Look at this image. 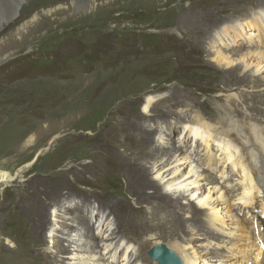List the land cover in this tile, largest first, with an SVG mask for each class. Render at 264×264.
<instances>
[{"label": "rangeland", "instance_id": "rangeland-1", "mask_svg": "<svg viewBox=\"0 0 264 264\" xmlns=\"http://www.w3.org/2000/svg\"><path fill=\"white\" fill-rule=\"evenodd\" d=\"M44 1H47L46 5L40 6L42 0H21V7L32 8L24 14H19L9 25L2 22L0 26V171L12 176L20 173L14 182L0 184V264H69L67 260L60 262L66 255L63 251L57 253L59 247L52 243V236L56 234L61 238L66 237L60 230L63 222H71L72 219L78 220L77 226L70 229L77 231L71 232L72 240L80 238L77 244L90 252L93 242L86 237L81 238V234L93 233L94 243L102 246L97 248L92 261L88 260L90 254H84V264H103L102 257L107 259L105 264H115L117 261L125 264L129 255L121 258L114 250L111 255L105 254L108 249L103 248L110 246V250L117 243L128 242V239L137 240V253L143 252L145 247L151 249L156 239L167 241L169 244L186 245L185 251H197L200 257L205 256L201 250L225 252L221 247L223 244H220L222 240L226 239V242L233 244L242 237L231 234L229 229L244 233L246 228V231L250 228L244 223L245 228L240 229L239 222L242 220L236 218L237 214L231 204L228 208H231L230 213L233 214L234 221H226L230 222L228 229H221L216 223H208L205 212L200 211V214L196 211V198L204 192L205 187L211 188L218 184L219 190L226 181L224 179L219 182L216 178L218 173L214 177L211 176L213 181L200 185V191L188 197L189 203L192 204L189 209L199 213H196L200 217L196 221L197 224L190 220L184 208L185 211L181 212L183 217L174 225L173 219L178 216L173 204L165 208L158 199L169 194L175 200L178 194L174 190L183 188V184L187 185L188 181L182 182L186 178L176 182L182 184L171 189L162 186L167 180L165 179L155 187L154 197L141 198L143 194L148 193V190L145 191L147 179L159 180L154 176H148L147 179L143 176V168H148L147 162H151L147 159L149 152L167 150L168 153L172 146L173 158L180 153L176 152L177 150L185 148L181 153L186 154L188 165L192 168L191 154L186 147L200 142L195 138H186L182 130L184 125L180 123L182 127H179L177 116L160 118L156 122L149 115L153 112L149 107L158 106L163 112L177 110L176 113L180 116L184 113L220 123L229 119V112L233 121L244 120L245 117H263V112L262 116H259V108L264 100V81L263 86L257 90L244 84L237 85L235 79L240 72L234 74L230 69L244 64L237 51H233L242 48L237 43L243 44V39L248 33H241L238 29L235 36H231L234 34L231 33V26L244 25L254 16L264 18V15L260 14L264 12V0H250L247 7L241 11L240 3L226 0L225 9L238 10L232 14L243 15L248 7L256 10L245 12L246 19L243 22L233 16L234 21L227 18L224 23H221L218 16L219 5L216 3L220 0H207V4H212L214 9L205 6L206 2L201 0ZM49 8L57 11L48 16L44 15L43 11H48ZM35 14L37 17L32 22L30 18ZM41 18L49 19L48 25L42 26L40 31L30 30ZM29 22L30 26H24ZM23 26L25 30L20 33L23 35L22 40L4 48L9 29H19ZM226 26L229 27L231 38L216 44L214 48L218 30ZM257 35L258 32L253 29L249 36L252 42L246 39L248 44L251 43L247 49H264L261 45L263 42L257 41ZM193 41L197 46L190 49V43ZM217 49L228 55L230 60H234L231 68L226 69L223 65L217 66L211 62L214 60L213 50ZM252 68L253 65H249L246 70ZM260 74L261 72L254 76L259 77ZM128 75L129 79L125 82L124 78ZM110 87L117 91L110 93ZM169 102L178 104L171 108L168 106ZM97 105L98 111L81 125V119L76 112ZM146 106L148 107L145 111ZM212 107L215 111L213 113L210 112ZM207 113L208 117H204ZM141 114L144 115L146 123L156 124L149 127L151 148L142 147L146 142V138L142 140L143 129L139 126L137 132L133 124ZM133 125L135 133H131ZM158 125L165 127L169 135L164 134L163 128ZM109 134L114 140L108 139ZM182 140L186 143L180 147L178 141ZM215 140H210L209 146H213L217 141ZM136 142L139 145H136ZM194 151L195 154L200 152L196 149ZM205 154L208 164L212 154L209 150ZM33 159V164H29ZM166 159L167 157L163 158L161 162ZM227 162L224 161L223 164ZM188 170V167L184 171L181 168L180 172L186 173ZM192 170L197 171L195 176L205 172L200 167ZM235 175L232 174L233 180ZM81 178L89 181H79ZM71 188L79 189L73 194ZM192 190L190 187L184 196L189 195ZM71 195V198L83 197V204L98 208L100 218L97 215L92 218L100 229L94 232L93 222L84 216L81 203L69 204L74 207L70 208L72 213H61L60 218L55 221V213L66 204L65 201L71 199ZM210 196L211 199L216 197L213 194ZM223 207L225 208V205L220 207L221 211ZM64 208L69 206L65 205ZM124 213L129 215L124 218ZM141 216L144 217L143 220ZM41 217L45 223L40 230L42 233L34 235L29 222ZM138 219L141 224L147 222L152 226L142 227L137 223ZM103 223L105 228L101 229ZM155 226H159L161 230H156ZM144 228L154 230L135 234L134 230L143 231ZM109 229L117 235V239L112 240L111 244L110 241H103L109 240ZM212 240L216 241L215 244ZM70 244L71 241L66 243V250ZM165 244L159 245L166 247ZM243 252V256H235L234 264H250L248 259L251 260L253 255L251 256L249 251ZM137 253L132 257L130 255V264H139Z\"/></svg>", "mask_w": 264, "mask_h": 264}, {"label": "bare ground", "instance_id": "bare-ground-1", "mask_svg": "<svg viewBox=\"0 0 264 264\" xmlns=\"http://www.w3.org/2000/svg\"><path fill=\"white\" fill-rule=\"evenodd\" d=\"M42 1H43L41 3L42 5H40V6H45L46 5L45 2H47V1H44V0H42ZM50 2H53V1L51 0ZM30 8H32V7H30V6L21 7V0H0V26H1L2 22L5 23L6 25H9L15 18L18 17L19 14L26 13L27 11H29ZM58 8H60V7H58ZM56 11H57L56 9H54V10L50 9L48 11H43V12L45 13L44 15L48 16L49 14H52L53 12H56ZM259 11H261V10H259ZM260 14L264 15V12L262 11ZM36 17H37V14H35L32 18H30L31 21L32 22L35 21ZM44 19L41 18L40 21H37L38 23L35 22L36 24L34 23L32 25L33 27L30 30L35 32V31H38L39 29H41L42 26H45L46 24L48 25V23L50 21H47V20H49V19H47V20H44ZM55 23H57V22H55ZM50 24H53V23H50ZM26 25L30 26V22L26 23L24 26H26ZM24 26L19 28V29H13V30L9 29V32L6 34V44H5L4 48L10 47V44H12L15 41H17V42L19 41L20 42V40H22L23 35H20V33H23V31L25 30ZM231 28H232L231 33H234V34L237 33L238 29L241 31V33H242V31H248V33H246V35H245V38L243 39L245 42L243 44L242 43H237V45L238 46H242V48L239 47V48H237V50L233 51V52L237 51L236 53L240 57L239 59H241L242 63H244L242 66H234L233 69H230L234 74L236 72H240L237 75V77H236L237 79H235V82L237 83V85L238 84L239 85H243L244 84L245 86H248L250 89H256L257 90L259 87L263 86L262 81H264V80H262L264 78V71L262 72V69L264 68V49H261V48L257 47L254 50H249L247 48H248L249 44H251L250 42H252V38H250L249 36L251 35V31L253 29H255L258 32V35L256 36L257 41L261 40L263 42V44H261V45L264 47V18L261 17V16H259V17L258 16H254V17H252L250 19L249 22L245 23L244 25L240 24L238 26L237 25L236 26H231ZM51 30H53V29H51ZM228 31H230L228 26L220 28L218 30L217 37H219V39L217 38V41H216L217 43L215 42L213 44L215 46L214 48H216V44L222 43V42L224 43V41L226 39H230L231 38L230 32H228ZM50 35L53 36L52 34H50ZM246 39L250 40L249 44H248V41ZM12 47H13V45H12ZM17 47L18 46H16V48ZM11 49H13V48H11ZM213 56H214V60H211V62L215 63V65H217V66L223 65L224 67H226V69L231 68L232 63H233L232 61H234V60H230V57H228V55L222 53L221 50H219V51H218V49H217V51L213 50ZM249 65H253V68L251 70H246V68ZM259 72H261L260 76L259 77H255L254 75L256 73H259ZM128 79H129V75L126 78H124V81L126 82V81H128ZM114 85H115V83H114ZM108 89L110 90L109 91L110 93H112L114 91H117L113 87H110ZM122 92H123V90H122ZM215 100H220V99H215ZM124 102H127V101H124ZM177 104H178V102H175V103H170L169 102L168 106L173 108V106L174 105L176 106ZM261 105H262V107H264V100L262 101ZM95 106H93V107H91V108H89V109H87L85 111L76 112L78 118L81 119V125H83L86 122L87 119H89L92 116H94V114L98 111V110L96 111V109H99V106L98 105H97V107H95ZM148 106L144 107L145 111H146ZM262 107L259 108L261 110V111L259 110L261 112V114H259V116H262V112H263V117H259V118L245 117V119L243 118L244 120L233 121L234 119L233 120L230 119L231 118V116H230L231 112H229V114H227L229 119H225L223 123L222 122L221 123L220 122H216L215 120H211L209 118H205L204 119L203 117H198V116H194V115L193 116L192 115L188 116L187 114L185 115L184 113H182L181 116H180V115H178L176 113L177 110H174V111L170 110V111L163 112L161 110V108L158 107V106L149 107V109L150 108L153 109V110H150L151 112L152 111L153 112H152V114H149V115H150V117H153L156 120V122L160 118L163 119L165 117H170L171 115L177 116L179 123H182L184 125L182 130L184 132V135H186L187 139L191 140V138H193V139L195 138L197 140H200V142L203 144L204 148L209 146V143H211L210 140H215L216 139L217 140V141L215 140L216 142H220L222 144V148H221L222 155H224V157H226V159H227L225 161H228V162L231 163V160H234V158L236 157V154L238 152L243 157H247L249 159V162L253 163L254 167H258V165H261V164L264 165V136H263V130H264V109ZM184 109H182V110H184ZM107 110H108V108H107ZM184 112H187V111H184ZM147 113H150V112H147ZM130 115H131V113H130ZM143 116H142V114L139 115V118L133 124L136 126V131L137 132L139 131V129H138L139 126H141L142 129H143V130L141 129L144 132V135H143L144 137H142V140H144L146 138L145 140H146L147 143L146 142H145V144L141 143L142 147L145 146L147 148H151V146H152V143H150V139H152V138H150V134H151L150 129L151 128H146V127H144L142 125V120H144ZM189 118H191V121H190ZM190 124H191V126H190ZM134 125H133V128H131L132 129L131 133H135L136 132ZM198 126H200L201 129H199ZM109 135L110 136L108 137V139L109 140H114L112 138V135L111 134H109ZM32 139L30 138V140H32ZM230 141L235 143L239 147V149H237L235 147V145L231 144ZM30 142H32V141H30ZM136 145H139V144L136 142ZM171 145H173V144H171ZM169 150H170V152H168V153H166L167 150H166V152H163L162 150H153L152 152L148 153L147 159L149 161H151V162H147V164L149 165L148 168H143V176L146 179H147L148 176H151V177L154 176V178L159 179V180L156 181V180L153 179V180L150 181V180L147 179V181H146L147 182L146 183L147 184V188L145 189V191L148 190V193L147 194L146 193L143 194L141 196V198L142 199L143 198L147 199V198H150V197H154L155 196L154 193H156L155 187L159 186L160 183L163 182L165 179H167V180L162 186L165 189L168 188V187H169V189H171L172 187H175V186H178V185L182 184L181 182L176 184V182H179L180 180L182 181V179L186 178L182 182H187L188 181L187 182L188 184L187 183H186L187 185L183 184L182 185L183 188L174 190L178 194V197H176L175 200L169 194L166 197H164V198H161V197L158 198L160 203H161V205H163L165 208L169 204H173L172 206H173V208L176 211V214L178 216L177 218L173 219V220H175L173 224L177 225L178 221L183 217L181 215V212L185 211L184 208H186V212L189 214L188 217L190 216L189 218H190L191 221L192 220L195 221V222L198 221L200 217H199V215L196 214V213H198L196 211H199V213H200V211H202L201 213L205 212V217L207 218L208 223L209 222H211L213 224L216 223V224L220 225L221 229H224V228L228 229V227H229L228 223H230V222L226 223V221L227 220L228 221H231V220L234 221L233 214L230 213L231 212L230 211L231 208L230 209L228 208V206H230V203H229L228 199L225 198L226 195L223 194L222 189H219V190L217 189V185L218 184L214 185L211 188H208L209 186L208 187L206 186L205 189H204V192L200 193L199 197L196 198V203H197L196 205L197 206L195 205V208L197 210L194 211V210H190L189 209V207H191L192 204L189 203L190 200H188L189 199L188 197L191 196V195H195L198 191H200L199 188H198L200 185L202 186L203 184L209 183L210 181H213V180H212L211 176H209L208 174L205 175L204 174L205 172L203 174H201V175L195 176L197 174L196 173L197 171L195 172V171L192 170L193 168H191V166L188 165V161H187L188 158L185 157L186 154L184 155V153H181V152L185 151V148L183 150H177L176 152L180 151V153L177 155V157L173 156V158H172V154H171L172 146H171V148ZM160 156H162V158H160ZM166 157H167V159L162 163L161 162L162 159L166 158ZM34 161H35V159H33L29 164H33ZM242 163L243 162H240V165ZM29 164H28V166H29ZM184 165H185V167H184ZM187 167L189 168V170L186 173H181L180 172L181 168L184 171V169H186ZM192 171L194 173L189 177V175H190V173H192ZM18 174H20V173L19 172L15 173L14 176H12V175H10L9 173H7L5 171H0V184H2V183L9 184V183L14 182L17 179L16 177L18 176ZM203 175H204V177L202 178ZM190 187H192L193 190L191 192L189 191L190 192L189 195L184 196L188 192L187 190ZM193 187H195V188H193ZM242 188H243L242 193L243 192H247V189L249 188V186H247L244 183H242ZM210 194H213L214 196H216L215 199H211L212 196H210ZM240 198H241V196H240ZM172 201H173V203H172ZM214 205H215V207H214ZM224 205H225V208L223 207V211H221L220 207H222ZM241 207H242V205H241ZM60 211H62V212H60ZM61 213L65 214V215L66 214H71L72 210L70 208H65V209H63V207L60 208L59 210H57V212L54 215L55 221H57V218H60V216L62 215ZM37 217H39V216H37ZM187 221H188V219H187ZM29 223H30V229L34 231L33 232L34 235L37 234V233H39V234L42 233L40 230H41L42 227H44V224H45L44 220L42 219V217L39 220H36V219L33 220L32 219ZM137 223L141 225L140 220ZM236 223H237V221L235 220V224ZM239 223H240V226L239 225L238 226L240 227V229L245 228L243 221L239 222ZM77 224H78V220H76V219H72L71 222H63L62 229L60 231H61V234L66 235V237L62 236V238H61L60 236H58L56 234H53V236H52V243L53 244H57L58 247H59V250H58L57 253L60 254L61 251H63V253L66 255V256H63V258L60 259L61 263H64V261L67 260V261L70 262L69 264H84V262H85V260L83 258L84 254H90L89 257H88V260L92 261V259L94 260V257H95L94 255L96 254L95 251L97 250V248H101L102 247V246H99L98 243H94V241H93L94 234L93 233H85V232H83L84 234H81L83 236L81 237V235H80L81 238H85L86 237L87 239H90L93 242V245L90 247V249H91L90 252H88V250H86L85 247H82V245L77 244V242L80 240V238H78V239L75 238L74 240H72V238H70L71 235L69 233L77 232V231H75V230H71L70 231V229L75 228L77 226ZM196 224H197V222H196ZM207 224H206V226H207ZM210 224H208V225H210ZM103 225H104V223L101 225V229L105 228V226L103 228ZM230 226H232V225H230ZM155 227L154 228L156 230H161V228L159 226H155ZM179 227H180V225H179ZM202 227H203V225H202ZM207 227L209 228L210 226H207ZM195 228H197V227H195ZM162 229H163V227H162ZM246 229H245V232L243 231L244 233H242V232L240 233V231L239 232H235L234 231L235 229L233 230V228H232V230L229 229L228 231L231 234L242 236V237H240L241 239H239L237 242H234L232 244V242H226V239H224L225 240L224 241V240H222L223 239L222 238V239H220L222 241L221 242L219 241V242H220V244H223L221 247H223L225 249V252L222 251L223 253H219L217 251L215 252V251H210V250H208V251L201 250V252L204 251L203 254L205 255V256H202V257L198 256V253H196L197 251L196 252L193 251V250L185 251L184 249H186L185 247H187V246L186 245H182V244L180 245L179 243L169 244V243H166L167 241L166 242L165 241L162 242V240L156 239V240L153 241L151 246H153L152 248H154L156 246H161V245H159L161 243H164V244L166 243L165 244L166 247L168 249H170L171 251H174L173 254L175 256L177 255L180 258L179 260H181L183 262V264H213V262H215L214 264H234L233 260L237 256L239 257L240 255H242L244 253L243 251H249L250 255L251 256L253 255V257H251V260L248 259V263H250V264H264V252L252 240V236H251L252 234L249 232L250 230L246 231ZM237 230H239V229L237 228ZM172 234H170V235H172ZM76 235H79V234H75V236ZM107 237H110L109 240L105 239L103 241L104 242L110 241V244H111L113 242L112 240H115L117 238V235H116L115 231L114 232L110 231V233H109V235H107ZM193 237H194V235H193ZM210 237H212V235ZM222 237H223V235H222ZM195 238H197L196 235H195ZM233 238H234V236H233ZM210 239H213V238H210ZM210 239H209V241H210ZM235 239H237V238H235ZM70 241H71V244L73 246H70V245L67 246L68 249L66 250V247H65L66 243L70 242ZM212 241L214 242V240H212ZM215 242H214V244H215ZM86 244H87V242H86ZM199 244H201V243H199ZM211 244H212V242H211ZM139 245H140V243H138V246ZM202 245H204V243ZM205 245H207V243H205ZM135 246H137V240H134V239H130L129 240L128 239V242L124 246L123 252L126 253L128 250H131V249H133V251H136ZM109 247L105 246V248H103L104 250L108 249L107 252L105 251L106 252L105 254H109V251H110ZM69 248H71V250ZM187 249H189V248H187ZM83 250L86 251V252L85 253H81V251H83ZM93 252H95V253L93 254ZM129 254L132 255V252L130 251ZM208 255H211V256L210 257H206ZM142 260L146 261L147 259L145 260V258H144ZM75 261H76V263H74Z\"/></svg>", "mask_w": 264, "mask_h": 264}, {"label": "water", "instance_id": "water-1", "mask_svg": "<svg viewBox=\"0 0 264 264\" xmlns=\"http://www.w3.org/2000/svg\"><path fill=\"white\" fill-rule=\"evenodd\" d=\"M153 254L156 255L154 258H157L159 262H161L162 264H178L179 263V261L173 255V253L163 246H156L154 248Z\"/></svg>", "mask_w": 264, "mask_h": 264}]
</instances>
